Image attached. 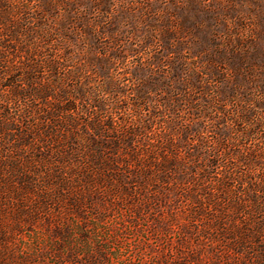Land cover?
<instances>
[{
  "label": "rangeland",
  "instance_id": "obj_1",
  "mask_svg": "<svg viewBox=\"0 0 264 264\" xmlns=\"http://www.w3.org/2000/svg\"><path fill=\"white\" fill-rule=\"evenodd\" d=\"M0 264H264V0H0Z\"/></svg>",
  "mask_w": 264,
  "mask_h": 264
}]
</instances>
